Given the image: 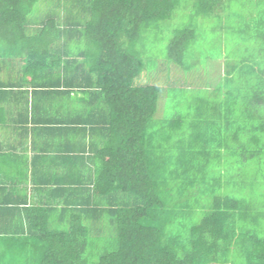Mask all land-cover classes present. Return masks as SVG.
I'll return each mask as SVG.
<instances>
[{
  "label": "trees",
  "instance_id": "16d2710c",
  "mask_svg": "<svg viewBox=\"0 0 264 264\" xmlns=\"http://www.w3.org/2000/svg\"><path fill=\"white\" fill-rule=\"evenodd\" d=\"M40 1L0 0V43L24 63L17 85L72 100L81 93V115L88 117L103 114L93 104L101 96L108 120L90 190L96 201L74 208L62 223L51 208L29 206L27 264H235V252L244 264H264V237L247 226L264 214L252 215L244 201L223 195L215 173L223 154L235 156L241 170L255 162L264 184V66L227 68L238 77L237 89L247 90L239 103L199 100L190 123L179 116L157 122L158 129L163 90L135 85L144 67L137 47L148 27L171 19L182 0H81L85 18L74 11L77 1L63 20L52 16L34 27L30 16ZM192 3L193 18L227 9L226 0ZM256 25L264 51V20ZM196 37L192 26L177 29L168 60L184 67ZM201 207L202 220L189 222ZM102 220L115 227V238L93 255L89 234L103 230Z\"/></svg>",
  "mask_w": 264,
  "mask_h": 264
},
{
  "label": "crops",
  "instance_id": "0c3cea01",
  "mask_svg": "<svg viewBox=\"0 0 264 264\" xmlns=\"http://www.w3.org/2000/svg\"><path fill=\"white\" fill-rule=\"evenodd\" d=\"M23 65L0 43V264H27L29 206L51 208L62 223L96 201L90 190L108 120L101 96L93 104L103 114L88 117L81 93L72 100L18 86Z\"/></svg>",
  "mask_w": 264,
  "mask_h": 264
},
{
  "label": "rangeland",
  "instance_id": "374dc122",
  "mask_svg": "<svg viewBox=\"0 0 264 264\" xmlns=\"http://www.w3.org/2000/svg\"><path fill=\"white\" fill-rule=\"evenodd\" d=\"M49 1L41 0L36 5L30 16L34 27L52 16L63 20L67 12L75 8L72 2L78 1L79 7L74 11L85 16L81 0H64V4ZM193 1L182 0L181 8L171 19L152 23L137 47L144 67L135 85L157 86L163 90L154 119L158 129L160 123L157 122L179 116L183 118L184 125L190 123L199 100L220 101L232 97L235 102L237 97L236 102L239 103L247 90L243 87H240L242 90L237 89L238 77L228 75L227 68L253 65L259 71L264 66V51L255 32L259 18L264 20V0H226L227 9L213 18H193ZM186 26H192L197 37L186 55L184 67H179L168 60L167 47L174 32ZM253 163L248 170H241L235 156L223 154V161L215 173L217 178H222L223 195L229 194L244 201L252 215L264 214L262 173ZM209 198L202 197L199 201L206 205ZM206 213L207 210L201 207L189 222H200ZM251 221L248 228L257 229L264 237V216L258 224ZM101 224L103 230L89 234L88 250L93 255L98 248L111 245L115 238V227L108 220H102ZM66 228V225L61 226V229ZM235 253H232L235 264H244L243 256Z\"/></svg>",
  "mask_w": 264,
  "mask_h": 264
}]
</instances>
